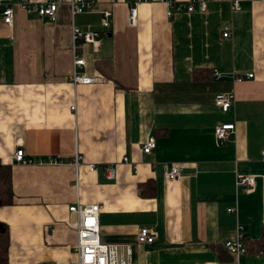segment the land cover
Here are the masks:
<instances>
[{
    "label": "crops",
    "instance_id": "crops-1",
    "mask_svg": "<svg viewBox=\"0 0 264 264\" xmlns=\"http://www.w3.org/2000/svg\"><path fill=\"white\" fill-rule=\"evenodd\" d=\"M94 1L113 13L107 30L98 12L72 17L70 0H61L54 22L27 16L12 0L6 26L0 7V162L11 168L14 194L0 225L9 263L77 264L68 208L79 202L101 206V240L115 246L117 264H264V250L236 262L223 248L237 226L256 242L264 225V0H207L205 13L195 2L193 12L171 18L164 3H141L135 27L124 0ZM72 27L103 33L96 52L81 49L98 84L70 82ZM219 95L233 98L226 113L215 105ZM225 122L235 130L220 146L215 127ZM148 137L156 147L145 155ZM18 148L67 164H16ZM170 164L181 168L171 182ZM244 176L255 177L250 192L235 187ZM148 181L154 197L139 193ZM140 228L153 231L152 244L137 243Z\"/></svg>",
    "mask_w": 264,
    "mask_h": 264
},
{
    "label": "built area",
    "instance_id": "built-area-1",
    "mask_svg": "<svg viewBox=\"0 0 264 264\" xmlns=\"http://www.w3.org/2000/svg\"><path fill=\"white\" fill-rule=\"evenodd\" d=\"M159 1L167 7V18H171L177 13L186 11L191 13L194 11V3L199 4V12L205 13L207 9V0H188L187 3L176 2L174 0H124L128 5V24L130 27H135L137 24V8L141 3ZM61 0H38L34 2L32 0H20V7L27 16H35L37 18H48L54 22L58 10V6ZM12 0H0V7L2 9V21L6 26H12L14 18V10L12 6ZM112 5L115 4L111 1ZM233 10L239 8L237 1L232 2ZM70 14L72 17L81 15L87 12H98L102 18V28L107 30L110 27V19L112 17V11H102L99 3L94 0H70ZM100 32H86L72 27V75L70 82L74 86L77 85H93L101 82L99 78L89 76L85 73L86 62L81 54L83 45H91L96 52L99 48ZM224 38L231 36V29L229 27L224 28L222 35ZM216 78H220L217 73H214ZM249 74L247 78H252ZM241 80V78H236ZM233 98L229 95H219L215 98V105L222 111L228 112L233 106ZM71 111H75V106H71ZM235 124L232 122H225L218 124L215 127V140L218 145H223L227 142L230 133L234 132ZM156 147V141L154 137H148L142 144L141 150L145 155H149ZM262 157L264 158V150L262 151ZM11 160L20 165H39V166H51L59 167L64 166L67 163L57 156H47L44 159H32L28 158L22 148H18L12 155ZM127 159L124 158L123 162L127 163ZM82 163V158L76 152L72 162L70 163L75 171L78 170ZM0 165L1 162H0ZM90 171H93L95 167L93 165L88 166ZM181 175V168L176 164H170L167 167L165 178L167 181H175ZM106 176L108 179L113 178L112 168H106ZM77 186V181H76ZM255 177L244 176L236 178L235 187L242 188L245 192H250L254 189ZM68 211L75 215L76 223L75 230L77 235L76 246L74 252L77 256V264H117L115 260V246L104 243L100 236L99 226V213L101 206L99 204L84 205L76 202L68 208ZM229 213L235 212L234 209H229ZM244 233L241 226H237L235 229V238L231 241L223 243V248L231 255L236 262L239 258L245 256L248 251L244 244ZM154 242V233L149 228H140L137 233V243L141 245L152 244ZM258 255H263L259 253Z\"/></svg>",
    "mask_w": 264,
    "mask_h": 264
},
{
    "label": "trees",
    "instance_id": "trees-1",
    "mask_svg": "<svg viewBox=\"0 0 264 264\" xmlns=\"http://www.w3.org/2000/svg\"><path fill=\"white\" fill-rule=\"evenodd\" d=\"M147 188H140L139 193L143 197H154L155 185L151 181L147 182ZM13 190L11 185V168L0 165V208L11 206L13 204ZM244 244L248 252L263 253L264 250V225L262 227L261 237L256 242H249L244 236ZM9 232L5 225H0V264H10L8 259L9 252ZM226 251V250H225ZM260 251V252H258ZM229 257H232L227 252ZM233 258V257H232Z\"/></svg>",
    "mask_w": 264,
    "mask_h": 264
}]
</instances>
